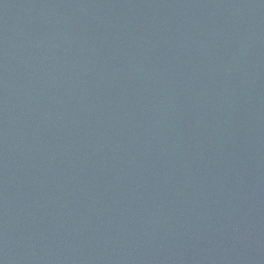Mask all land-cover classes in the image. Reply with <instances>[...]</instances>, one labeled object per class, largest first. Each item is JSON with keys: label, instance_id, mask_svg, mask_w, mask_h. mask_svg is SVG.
<instances>
[{"label": "water", "instance_id": "95a60500", "mask_svg": "<svg viewBox=\"0 0 264 264\" xmlns=\"http://www.w3.org/2000/svg\"><path fill=\"white\" fill-rule=\"evenodd\" d=\"M0 264H264V0H0Z\"/></svg>", "mask_w": 264, "mask_h": 264}]
</instances>
